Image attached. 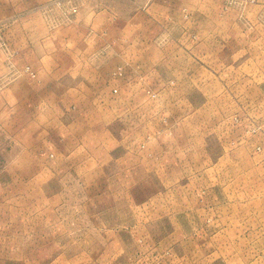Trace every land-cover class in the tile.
I'll use <instances>...</instances> for the list:
<instances>
[{
  "label": "rangeland",
  "instance_id": "rangeland-1",
  "mask_svg": "<svg viewBox=\"0 0 264 264\" xmlns=\"http://www.w3.org/2000/svg\"><path fill=\"white\" fill-rule=\"evenodd\" d=\"M0 264H264V0H0Z\"/></svg>",
  "mask_w": 264,
  "mask_h": 264
},
{
  "label": "crops",
  "instance_id": "crops-1",
  "mask_svg": "<svg viewBox=\"0 0 264 264\" xmlns=\"http://www.w3.org/2000/svg\"><path fill=\"white\" fill-rule=\"evenodd\" d=\"M55 69H59V70H60V69H61V66H59V65H57V64H56L55 66H53V69H52V72H53V73H54V70H55ZM54 75H57V74L54 73ZM59 75H60V73H59Z\"/></svg>",
  "mask_w": 264,
  "mask_h": 264
}]
</instances>
